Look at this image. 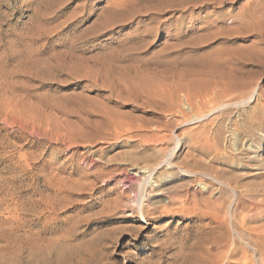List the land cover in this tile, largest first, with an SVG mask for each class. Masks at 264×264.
Instances as JSON below:
<instances>
[{
    "label": "rangeland",
    "instance_id": "obj_1",
    "mask_svg": "<svg viewBox=\"0 0 264 264\" xmlns=\"http://www.w3.org/2000/svg\"><path fill=\"white\" fill-rule=\"evenodd\" d=\"M261 9L0 0V264H264Z\"/></svg>",
    "mask_w": 264,
    "mask_h": 264
},
{
    "label": "bare ground",
    "instance_id": "obj_2",
    "mask_svg": "<svg viewBox=\"0 0 264 264\" xmlns=\"http://www.w3.org/2000/svg\"><path fill=\"white\" fill-rule=\"evenodd\" d=\"M174 1V0H173ZM262 1V0H261ZM172 2V1H171ZM170 2V3H171ZM259 3H260V1H259ZM168 4V3H167ZM261 4H262V2H261ZM261 4H260V6H261ZM258 5V4H257ZM257 5H255V6H257ZM255 6H253V7H255ZM260 8H262V7H260ZM255 9V8H254ZM257 9H258V6H257ZM256 9V11H258ZM262 11L264 10V9H261ZM260 10V11H261ZM261 11V12H262ZM258 13L257 14V12L256 13H252V11H251V13L252 14H250V17L248 18V20H255V22L253 23V25L251 26V28L252 29H254L256 32H257V34H255V37H257L258 39H264V12L263 13ZM249 29V28H248ZM249 33H250V31H249ZM253 33V32H252ZM251 34V33H250ZM250 56H252V55H250ZM254 56V55H253ZM251 58V57H250ZM256 59V57H254V62H257V60H255ZM253 60H251V61H253ZM258 63V62H257ZM256 67L259 65V64H254ZM248 87H250V84H247V83H244V84H242V85H240L239 87H236V88H234V89H236L237 91L236 92H241V91H243L244 89H247ZM234 89H233V91H234ZM232 92V90H230V88H228L227 89V96H229V94ZM244 92V91H243ZM242 92V94H239V96H237V97H234V98H232L231 100L229 99V100H227V108H229V107H233V106H237V105H243V104H246V103H248L251 99H252V97H253V95H254V91H252L251 93H243ZM240 99V101H236L235 99ZM220 108V107H219ZM178 195V194H177ZM242 201V200H241ZM238 202V201H237ZM139 203H141V201L139 202ZM235 203V202H234ZM239 203H240V201H239ZM243 203V202H242ZM210 204V203H209ZM233 205L234 204H231V203H229L228 204V206L226 207V209H227V212H228V214H229V216H230V219H231V223H232V220L234 219L233 218V210H232V207H233ZM214 206V205H213ZM217 206V205H216ZM249 206V205H248ZM214 208H216V207H214ZM221 209V208H220ZM223 209V208H222ZM221 209V210H222ZM245 209H246V207H245ZM138 214L140 215V217L142 218V219H144L145 218V212H144V210H143V207H142V203L141 204H139L138 205ZM223 210H225V209H223ZM224 212V211H223ZM225 213V212H224ZM222 218V217H221ZM243 219V218H242ZM220 221V220H219ZM234 222V221H233ZM241 223V222H240ZM220 224V223H219ZM220 227V226H219ZM225 227V226H224ZM222 229V228H221ZM245 230V229H244ZM232 234H233V236L234 237H237L238 239H239V241L240 242H242L245 246H247L248 248H250L251 249V251H255V250H253V247L251 248L249 245L250 244H247L245 241H244V238H242V236H244L242 233H240V232H238L237 230H235L234 229V227L232 226ZM258 236V235H257ZM253 238V237H252ZM235 239V238H234ZM257 241V240H256ZM263 241V240H262ZM249 243V242H248ZM260 245V244H259ZM255 249V248H254ZM259 251V250H258ZM255 253V252H254ZM201 256H203V255H201ZM200 256V258L198 259L200 262H202L203 264H206L205 263V261L207 260L206 258H204V257H201ZM194 257V256H193ZM260 257V256H259ZM201 258H203V259H205L204 260V262H203V260L201 259ZM258 258H256V260H257ZM195 261V263H200V262H197L196 260H194ZM190 262V261H189ZM207 262V261H206ZM258 262V261H257ZM256 262V263H257ZM201 263V264H202ZM258 263H261V261H259ZM190 264V263H189Z\"/></svg>",
    "mask_w": 264,
    "mask_h": 264
}]
</instances>
